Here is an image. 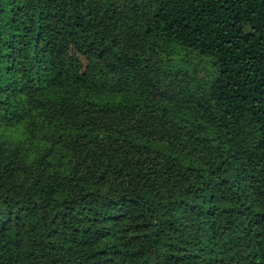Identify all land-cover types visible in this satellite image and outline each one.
Masks as SVG:
<instances>
[{"label":"trees","instance_id":"16d2710c","mask_svg":"<svg viewBox=\"0 0 264 264\" xmlns=\"http://www.w3.org/2000/svg\"><path fill=\"white\" fill-rule=\"evenodd\" d=\"M0 264H264V0H0Z\"/></svg>","mask_w":264,"mask_h":264},{"label":"rangeland","instance_id":"374dc122","mask_svg":"<svg viewBox=\"0 0 264 264\" xmlns=\"http://www.w3.org/2000/svg\"><path fill=\"white\" fill-rule=\"evenodd\" d=\"M205 72H206V70L201 71V72L199 73V76L202 77V76L204 75Z\"/></svg>","mask_w":264,"mask_h":264}]
</instances>
